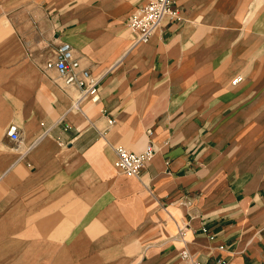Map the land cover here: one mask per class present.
<instances>
[{
	"label": "crops",
	"instance_id": "obj_1",
	"mask_svg": "<svg viewBox=\"0 0 264 264\" xmlns=\"http://www.w3.org/2000/svg\"><path fill=\"white\" fill-rule=\"evenodd\" d=\"M148 1L0 0V264H264V0H174L136 43ZM63 41L101 80L79 110L46 67Z\"/></svg>",
	"mask_w": 264,
	"mask_h": 264
},
{
	"label": "built area",
	"instance_id": "obj_2",
	"mask_svg": "<svg viewBox=\"0 0 264 264\" xmlns=\"http://www.w3.org/2000/svg\"><path fill=\"white\" fill-rule=\"evenodd\" d=\"M170 19L172 21H181L183 19L181 10L176 6L174 0H149L137 7V9L128 17L127 26L130 33L134 36L136 43H143L150 40L154 33L159 29L164 21ZM48 69H53L60 79L63 88L77 89L79 95L72 103V109H80V101L89 97L92 102L100 99V78L93 74L90 69L83 67L81 60L75 55L74 47L70 42H62L56 49L55 57L46 63ZM241 80L236 78L233 82ZM61 118L59 122H63ZM114 120L110 119L109 124H113ZM7 135L16 144L22 141L21 128L12 123L8 126ZM149 135L152 133L148 131ZM32 146L28 147V151ZM117 158L116 166L124 174L129 176L141 177L144 169L148 166L151 159L156 153L155 143L149 141L145 147L134 152L127 147L116 144L114 146ZM181 258L185 264H203L196 259L188 249H184ZM218 264H224V260L219 259Z\"/></svg>",
	"mask_w": 264,
	"mask_h": 264
},
{
	"label": "rangeland",
	"instance_id": "obj_3",
	"mask_svg": "<svg viewBox=\"0 0 264 264\" xmlns=\"http://www.w3.org/2000/svg\"><path fill=\"white\" fill-rule=\"evenodd\" d=\"M63 42H64V41H63ZM60 44H61V43H60ZM60 44H59V45H60ZM59 45H58V46H59ZM58 46H57V48H58ZM45 51H46L47 53H49V54L52 52V51L49 49L48 46L45 47ZM55 53H56V51H55ZM55 53H54L53 57L50 58V59H53V58L55 57ZM50 59H48L47 62H48ZM47 62H46V63H47ZM51 70H53V69H51ZM18 126H19V125H18ZM19 127H20V126H19ZM20 128H21V127H20ZM6 134H7V132H6Z\"/></svg>",
	"mask_w": 264,
	"mask_h": 264
}]
</instances>
